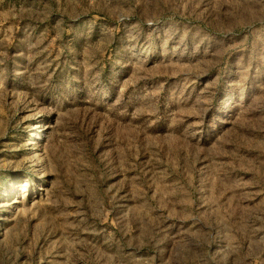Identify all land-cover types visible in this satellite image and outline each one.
Returning a JSON list of instances; mask_svg holds the SVG:
<instances>
[{
    "label": "rangeland",
    "instance_id": "obj_1",
    "mask_svg": "<svg viewBox=\"0 0 264 264\" xmlns=\"http://www.w3.org/2000/svg\"><path fill=\"white\" fill-rule=\"evenodd\" d=\"M0 264H264V0H0Z\"/></svg>",
    "mask_w": 264,
    "mask_h": 264
}]
</instances>
